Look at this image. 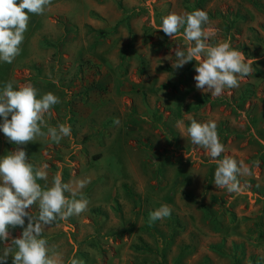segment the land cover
I'll list each match as a JSON object with an SVG mask.
<instances>
[{
    "label": "rangeland",
    "instance_id": "1",
    "mask_svg": "<svg viewBox=\"0 0 264 264\" xmlns=\"http://www.w3.org/2000/svg\"><path fill=\"white\" fill-rule=\"evenodd\" d=\"M194 10L215 29L209 43L228 40L256 61L219 97L196 89L195 61L172 67L182 35L156 30L162 17ZM9 81L57 95L48 123L72 130L59 144L22 146L29 162L48 165L49 185L58 171L65 183L90 179L88 210L43 234L63 264L73 253L82 264H264V0H52L30 14L20 55L0 62V91ZM193 119L216 122L220 159L260 161L238 176L241 193L215 188V162L186 132ZM16 147L0 133V157ZM161 205L170 217L149 224Z\"/></svg>",
    "mask_w": 264,
    "mask_h": 264
},
{
    "label": "clouds",
    "instance_id": "2",
    "mask_svg": "<svg viewBox=\"0 0 264 264\" xmlns=\"http://www.w3.org/2000/svg\"><path fill=\"white\" fill-rule=\"evenodd\" d=\"M51 4L52 0H0V62L13 63L21 53L30 14L43 15ZM209 23L208 14L203 10L170 13L162 17L156 30L171 39L182 35L186 47L174 49L176 59L172 67L179 69L195 61L196 75L193 79L196 89L219 97L226 89L239 87L241 80L251 76L256 61L246 58L241 50L232 48L228 40L209 43L215 34V29L206 27ZM53 83L57 81L53 80ZM60 103V98L52 92L39 95L31 83L14 89L9 81L0 91V133L10 144L17 146L14 151L0 157V264H7L9 257L12 264H63L43 234L57 220L67 221L88 210L89 200L83 197L82 190L90 183L89 178L65 183L62 172L58 171L49 185L48 165L35 168L22 147L38 137H46L55 144L64 138L72 139L70 125L60 123L51 126L48 123L51 110ZM114 122L119 124L118 119ZM186 132L191 144L206 149L215 162V188L241 193L244 189L238 176L252 175V168H258L260 161L255 160L249 166L230 156L220 159L225 149L215 121L198 123L193 119ZM260 142L264 143V140ZM73 147L78 149L79 146L73 142ZM38 181L46 183L41 185ZM32 206L37 209L35 213L29 211ZM171 211L170 206L161 205L149 213V224L170 217ZM16 227L23 231L19 238H11L9 230ZM68 264H82V261L73 253Z\"/></svg>",
    "mask_w": 264,
    "mask_h": 264
},
{
    "label": "crops",
    "instance_id": "3",
    "mask_svg": "<svg viewBox=\"0 0 264 264\" xmlns=\"http://www.w3.org/2000/svg\"><path fill=\"white\" fill-rule=\"evenodd\" d=\"M83 52H85V51L81 50V51L79 52V56H78V58H77L78 61L84 56V53H83Z\"/></svg>",
    "mask_w": 264,
    "mask_h": 264
}]
</instances>
